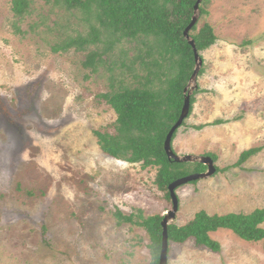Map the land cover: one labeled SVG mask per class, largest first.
I'll use <instances>...</instances> for the list:
<instances>
[{"label": "rangeland", "instance_id": "374dc122", "mask_svg": "<svg viewBox=\"0 0 264 264\" xmlns=\"http://www.w3.org/2000/svg\"><path fill=\"white\" fill-rule=\"evenodd\" d=\"M31 1L21 20L13 0H0V264H150L148 233L118 225L114 214L165 217L172 201L155 184L157 168L108 157L93 134L114 133L116 114L100 96L147 75L139 60H150L147 39L116 44L94 74L83 62L105 43L54 53L57 41L88 27L55 0ZM205 10L198 29L210 24L218 41L201 53L202 92L172 147L178 156L217 155L216 166L224 169L243 151L264 146V0H210ZM220 119L230 122L193 129ZM176 193L179 211L171 224L178 226L200 211L264 208V150L243 168ZM211 237L221 244L219 253L194 240L170 243L169 264H264L263 242H245L225 229Z\"/></svg>", "mask_w": 264, "mask_h": 264}, {"label": "trees", "instance_id": "16d2710c", "mask_svg": "<svg viewBox=\"0 0 264 264\" xmlns=\"http://www.w3.org/2000/svg\"><path fill=\"white\" fill-rule=\"evenodd\" d=\"M198 0H55L58 7L66 12L79 15L88 31L86 34L67 35L56 42L53 52H87L91 47L105 43L103 51L92 50L83 62L85 69L97 73L104 63V57L116 44L123 40L135 42L147 39L149 50L145 60L139 57L141 67L147 75H136L138 83L134 86H121L118 91L100 97L116 114L114 133L96 130L93 132L97 144L105 155L128 164H140L143 169L157 168L155 184L171 200L169 186L176 180L207 171L200 163H176L170 161L165 152L166 138L178 122L185 100V89L196 67L194 51L184 36L192 21L194 7ZM210 0L200 6L201 16L208 15L205 7ZM31 0H13L12 11L24 20L31 13ZM201 53L213 47L218 38L214 28L206 23L198 29V24L190 33ZM106 39V42H105ZM152 39V40H148ZM158 57H155V56ZM202 57V56H201ZM203 59V57H202ZM204 61V59H203ZM124 66V65H123ZM204 74L201 70L199 76ZM123 83V82H121ZM197 88L191 98L192 115ZM188 117V118H189ZM238 119H235V121ZM228 120L194 126L201 131L206 127L227 124ZM186 125L183 123L182 127ZM179 129L175 132L173 142ZM264 146L243 151L237 162L224 169L217 167V174L226 173L244 165L261 153ZM215 162L218 156L209 154ZM197 183V182H193ZM118 225L132 224L143 228L149 235L151 244V263L159 264L163 241V216L145 217L141 210L131 215L121 211L114 214ZM264 208L249 214L229 213L210 215L198 212L184 226L169 225V244H184L194 240L197 246L219 253L221 244L212 239L211 234L221 229L229 230L241 240L249 243H264ZM44 235L47 233L44 228Z\"/></svg>", "mask_w": 264, "mask_h": 264}, {"label": "water", "instance_id": "95a60500", "mask_svg": "<svg viewBox=\"0 0 264 264\" xmlns=\"http://www.w3.org/2000/svg\"><path fill=\"white\" fill-rule=\"evenodd\" d=\"M204 0H198L195 7H194V15L192 17V21L190 25L187 27V29L184 32V36L186 40L188 41L189 45L192 47L194 51V56H195V61H196V67L194 70V73L190 79V82L185 89V100H184V105L182 108V112L180 115V118L178 122L173 126L171 131L169 132L166 141H165V152L169 158L170 161H174L176 163L182 164V163H200L204 166L207 167V171L205 173L201 174H192L183 178H180L173 182L169 186V194L170 198L173 204V209L172 211L168 212L167 215L164 217L162 221V228H163V241H162V248H161V253H160V259H159V264H169V236H168V230H169V225L176 219V215L179 211V198L177 196V189L185 186L187 184L193 183V182H198L201 180H206L208 178H211L216 175L217 173V166L216 162L209 156H192V155H187V156H178L175 154L173 147H172V142H173V137L175 132L180 129L183 125V123L188 119L190 115V110H191V98L192 95L194 94V91L197 90L198 85V77L201 72V69L204 65V61L200 55V53L197 50L195 41L191 37L190 33L193 30V28L199 23L200 16H201V11H200V6Z\"/></svg>", "mask_w": 264, "mask_h": 264}]
</instances>
